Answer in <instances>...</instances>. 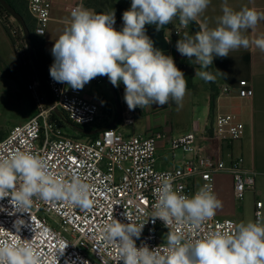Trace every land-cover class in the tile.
I'll return each instance as SVG.
<instances>
[{
    "label": "built area",
    "instance_id": "2783aa9c",
    "mask_svg": "<svg viewBox=\"0 0 264 264\" xmlns=\"http://www.w3.org/2000/svg\"><path fill=\"white\" fill-rule=\"evenodd\" d=\"M82 3L77 0L65 7L71 12ZM57 5L58 0H27L36 35H46ZM8 15L14 20L10 13ZM38 31L44 34H37ZM179 32L175 28L166 34L168 42ZM19 43L26 46L24 32ZM30 73L28 88L35 115L14 125L0 139V157L16 151L38 154L49 163L54 179L70 182L73 176H78L88 183L89 198L93 201L91 209H82L64 201L44 202L33 198L31 207L22 213L9 203L10 197L0 200V239H32V246L41 254L43 264H119L118 249L103 239L102 229L113 219L127 223L124 212L131 214L138 224L147 222L146 213L155 203L153 191L162 177H170L174 190L189 197L204 185L210 186L215 194V175L222 171L232 174L238 201H244L248 192L256 191V172L245 165L244 157L233 156L231 152H228L227 160L224 156L225 146L240 140L245 133V123L238 113L217 112L206 119L207 125L195 121L192 130L177 137L169 138V130L164 125L151 127L146 133H129L126 129L135 126L144 108L130 111L123 99V84L113 87L107 77H97L93 83L107 84L115 90L122 107V116L116 125L98 128L108 116L88 92L83 89L74 91L65 84L56 83L48 73L45 80L54 107L59 110L56 114L48 103L35 69L32 68ZM218 88L219 95L230 94L225 84H219ZM237 95L240 99H250L254 88L243 79L239 82ZM115 113L117 116V108ZM67 123L101 130L94 134L75 130L81 136L76 137L64 132L63 124ZM161 148L168 151L173 160L176 159L175 152L180 150L183 153L181 164L160 168ZM263 217V201L256 200L253 222L263 220ZM17 219L24 221L18 233L20 237L15 234ZM237 223L233 218L219 217L217 210L214 217L198 230L182 224L168 229L162 221L157 219L153 223L149 219L136 244L137 247L142 243L150 248L159 246L163 252L167 240L159 238V230L167 233L171 230L196 239L213 230L229 231Z\"/></svg>",
    "mask_w": 264,
    "mask_h": 264
},
{
    "label": "clouds",
    "instance_id": "9594fccd",
    "mask_svg": "<svg viewBox=\"0 0 264 264\" xmlns=\"http://www.w3.org/2000/svg\"><path fill=\"white\" fill-rule=\"evenodd\" d=\"M210 3L211 0H131L119 30L114 27L115 11L98 14L81 4L72 9L69 24L53 43L49 75L54 82L74 91L82 90L97 77H107L113 87L123 84V99L130 111L153 105L163 107L170 101L180 107L187 91L185 75L171 55L154 46L145 26L155 25L159 31L178 18L186 27ZM221 12L216 27H202L194 36L185 33L175 45L181 56L199 66L195 76L206 83L215 80L206 71L214 58H227L230 52L248 49L251 43L264 52V38L250 41L244 34L255 31L264 21V11L247 6L234 10L223 0ZM89 195V184L78 176L70 182L54 179L49 163L38 154L16 151L0 157V200L10 197L9 203L19 212H27L33 198L91 209ZM153 195L155 203L146 213L148 220L155 223L158 219L168 229L182 224L198 230L221 207L210 186L200 187L189 197L174 190L170 177L161 178ZM123 215L127 223L113 219L102 229L103 239L118 249L119 264H264V220L239 222L229 231L213 230L196 239L169 230L162 252L159 246L150 248L145 243L137 247L136 240L148 220L138 224L131 214ZM23 224L22 219L14 222L19 237ZM31 240L0 239V264H43Z\"/></svg>",
    "mask_w": 264,
    "mask_h": 264
},
{
    "label": "crops",
    "instance_id": "0c3cea01",
    "mask_svg": "<svg viewBox=\"0 0 264 264\" xmlns=\"http://www.w3.org/2000/svg\"><path fill=\"white\" fill-rule=\"evenodd\" d=\"M76 1L77 0H58V5L54 12L71 13L66 9L65 5L76 3ZM82 1V5L84 6L85 0ZM130 1L131 0H117V2L123 6H126ZM222 3L223 0H211L206 11L196 20L201 29L202 27L214 28L217 26V17L222 15ZM227 4L234 10H239L247 6L253 7L257 11H264V0H227ZM57 21L69 24L70 19L60 17L59 15L53 16L51 22L55 23ZM175 28L179 29L180 32L169 43L171 44V56L176 66L184 73L185 77L190 78L195 85L204 86L206 84H212L216 86L217 108L215 113L236 112L245 123L244 136L240 140L226 145L224 148V156L227 160L228 152H231L233 156L244 157L245 165L248 168L254 169L256 172V191L252 193V203H248L245 200L240 202L236 199L234 194L232 174L227 171L216 173L215 196L221 202V207L217 209L218 216L221 218H233L237 220L238 223L242 222L240 218L244 213V208H247L249 213L253 214L256 200L263 201L264 213V52L260 51L254 43H251L248 49L241 48L238 51L230 52L227 58H214L212 68L206 69V71L210 72L215 77V80L206 83L195 76L196 68L200 70L199 66L191 64L186 57L178 53L175 47L178 39H182L185 33L194 36L197 32L196 29L190 24L185 27L180 23L179 19L174 18L166 34ZM244 34L250 41L264 38V21H261L257 25L255 31L247 30ZM243 79H246L254 88V95L250 99H240L237 95L239 82ZM219 84L228 86L230 94L219 95ZM91 88V84L89 83L83 90L88 92L92 99L102 106L108 116L105 121L99 123L98 128H102L110 124L116 118V113L112 109L108 111L105 110L103 100L100 97V94L104 91L103 88L93 90V92L90 93L89 91ZM187 91H190L188 87ZM205 94L206 95L193 93V98L204 100L208 118L210 114V104L208 101L210 98V91H208V93L205 92ZM173 103L174 102L170 101L163 107L153 105V107L144 108L135 126L131 131L127 132L146 133L151 127L164 125V128L169 130V138L172 136L177 137L181 134V131L175 130L173 125ZM182 103H184V101ZM194 124L195 121H191V127H193ZM188 130L190 131L191 129ZM177 161V159L173 160L170 153L164 148L160 149L158 158V166L160 168L180 165L181 163L177 164Z\"/></svg>",
    "mask_w": 264,
    "mask_h": 264
},
{
    "label": "rangeland",
    "instance_id": "374dc122",
    "mask_svg": "<svg viewBox=\"0 0 264 264\" xmlns=\"http://www.w3.org/2000/svg\"><path fill=\"white\" fill-rule=\"evenodd\" d=\"M126 6V10L129 9L131 1ZM7 12L9 14L6 8L0 6V139L5 137L14 125L23 123L35 115L32 94L28 88L31 75L30 70H32V68L35 69V66L27 50V43L26 46L19 43V38L22 36V32H24L22 24L16 18L11 20ZM20 13L30 31L31 38H35V42L32 43L40 68L44 66L50 68L53 63L51 48L54 41L62 34L68 23L60 21L55 23L51 22L47 27L46 35L37 36L34 32L35 22L28 13L27 8H21ZM55 15L70 19V13L55 11L53 12V16ZM117 21H122V15L116 22ZM189 82L190 91H187L182 106L178 107L173 103V125L175 130H180L181 133L189 131L188 129H193V127H191V121H200L202 126L207 125L205 102L203 99H194L193 93L206 95L205 92L208 93V91H210V98L208 99L210 104L209 118L213 116L217 108L215 85L206 84L204 86H197L191 80ZM90 84L92 87L89 91L90 93H92L93 90L103 88L104 91L100 94V97L103 100L105 110L108 111L112 109L115 111L116 105L111 88L107 84L97 85L93 83V81H91ZM213 99L214 109L211 107ZM63 129L64 132L69 135L81 137L68 123L63 124ZM126 130L131 131L132 128L130 127ZM175 157L178 160L177 164H180L183 153L177 150L175 152ZM252 193L253 192H248L246 194V202L252 203ZM240 219L242 222L253 221V214H250L247 208H244V213ZM158 236L162 241L167 240V232L164 230H159Z\"/></svg>",
    "mask_w": 264,
    "mask_h": 264
},
{
    "label": "water",
    "instance_id": "95a60500",
    "mask_svg": "<svg viewBox=\"0 0 264 264\" xmlns=\"http://www.w3.org/2000/svg\"><path fill=\"white\" fill-rule=\"evenodd\" d=\"M0 5L4 8H6L9 11V13L22 24L26 43H27V50L29 52V55H30L33 63H34L36 73H37L38 78L40 80V83L42 84V87L45 91L48 103L50 106L53 107L54 112L56 114H59L58 108L54 107V102H53L52 96L50 94L49 88L46 84L45 76H44V74H43V72H42V70H41V68L37 62L36 54H35L33 43H32L31 34H30L28 27L26 26V24L24 22V18L22 16V14L20 12H18L15 8H13L6 0H0ZM170 25H171V23L163 26L159 31L156 30L155 25H146L145 26L146 27V34L152 39V41L154 42V46L156 48L162 50L166 55H171V44L166 39V31L168 28H170ZM122 26H123V21H117L114 25V27L116 29L122 28ZM112 93H113V99H114L116 108L118 110V115L106 127H113L114 125H116V123L120 120V118L122 116V107H121V104H120V101L118 98V94L113 89H112ZM69 125L72 126L77 132L82 133V134H94V133H97L101 130V129L89 130V129H86L84 127H80V126H76V125H72V124H69Z\"/></svg>",
    "mask_w": 264,
    "mask_h": 264
},
{
    "label": "trees",
    "instance_id": "16d2710c",
    "mask_svg": "<svg viewBox=\"0 0 264 264\" xmlns=\"http://www.w3.org/2000/svg\"><path fill=\"white\" fill-rule=\"evenodd\" d=\"M7 2L15 8L18 12H20L21 8H27V1L25 0H7ZM84 7L87 9H93L95 13H110L115 11V20H118L123 12L126 10L127 6H123L117 2V0H85ZM22 13V12H21ZM178 19V18H177ZM192 27L196 29V31H200L201 28L196 21L189 23ZM35 27V26H34ZM35 32V31H34ZM36 35V34H35ZM38 36V35H37ZM32 42H35V38L32 37ZM212 65L208 68L211 69ZM49 68L41 67V70L44 76H47L49 73ZM186 78V77H185ZM187 87L190 88V78H186ZM212 109H214V99L212 102ZM213 117V116H212ZM211 117V118H212Z\"/></svg>",
    "mask_w": 264,
    "mask_h": 264
},
{
    "label": "flooded vegetation",
    "instance_id": "af4514ba",
    "mask_svg": "<svg viewBox=\"0 0 264 264\" xmlns=\"http://www.w3.org/2000/svg\"><path fill=\"white\" fill-rule=\"evenodd\" d=\"M7 1V0H6Z\"/></svg>",
    "mask_w": 264,
    "mask_h": 264
}]
</instances>
